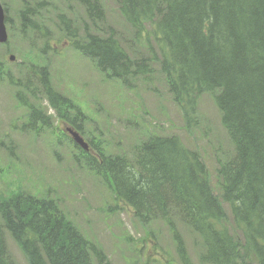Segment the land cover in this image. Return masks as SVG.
<instances>
[{"label": "trees", "instance_id": "obj_1", "mask_svg": "<svg viewBox=\"0 0 264 264\" xmlns=\"http://www.w3.org/2000/svg\"><path fill=\"white\" fill-rule=\"evenodd\" d=\"M55 1L23 2L17 11L22 39L32 46L42 39L48 49V28L55 26L65 43L121 84L153 82L157 71L168 92L186 104L187 119L210 93L233 149L229 158L217 160V190L199 153L173 136L149 135L121 156L82 152L83 163L110 183L115 199L141 224L166 228L177 262L165 264H264V0H117L132 39L106 25L101 0H59L75 12L70 5L84 10L86 20L77 12L76 24L57 11ZM100 24L104 33L97 30ZM6 25L10 29L8 15ZM148 28L160 53L151 48L152 61L142 53ZM26 74V91L35 100L42 94L59 121L80 133L75 122L83 115L52 87L47 66L32 64ZM46 124L48 118L32 107L29 125L40 130ZM184 233L200 239L195 262ZM6 235L28 264L105 262L50 198L19 191L0 200V264H12Z\"/></svg>", "mask_w": 264, "mask_h": 264}, {"label": "rangeland", "instance_id": "obj_2", "mask_svg": "<svg viewBox=\"0 0 264 264\" xmlns=\"http://www.w3.org/2000/svg\"><path fill=\"white\" fill-rule=\"evenodd\" d=\"M24 1L28 0H0L10 21L7 42L0 44V200L19 191L52 199L86 243L104 254V264H164L166 257L170 258L169 262H177L166 228L158 222L141 224L126 205L115 199L110 185L83 163L78 150L63 135V123L55 120V113L48 108L42 94L37 96L36 104L48 118L49 127H38L40 130L35 132V127L28 125L29 108L22 106L16 95L19 91L26 93L21 96L33 105L35 99L25 89L26 72L32 64L46 66L43 62L46 58H42L44 40L32 46L19 35L17 11ZM58 1L54 2L57 11L75 19L68 6ZM102 2L106 25L116 35L130 38L131 32L115 0ZM70 7L77 8L84 16L78 5ZM103 26L97 28L99 33H104ZM48 30L50 82L82 113V121L75 123L80 125L82 136L89 144V154L110 156L119 152L118 142L128 149L148 134L173 135L203 157L211 183L217 188L216 161L229 158L233 149L210 93L199 99L197 110L187 119V106L180 99H172L157 71L152 85L133 80L132 88L127 89L105 78L90 61L65 43L63 31L55 26ZM147 30L153 38L151 30ZM8 75L18 83L16 87L10 85ZM37 83L34 78L33 85ZM206 135L211 136L207 142L201 140ZM225 209L227 213L230 211L228 206ZM183 227L181 224L180 228ZM183 239L195 262L199 237L184 233ZM5 247L12 264H28L8 235Z\"/></svg>", "mask_w": 264, "mask_h": 264}, {"label": "water", "instance_id": "obj_3", "mask_svg": "<svg viewBox=\"0 0 264 264\" xmlns=\"http://www.w3.org/2000/svg\"><path fill=\"white\" fill-rule=\"evenodd\" d=\"M6 40H7V35L4 26V12L2 6L0 5V43H4ZM10 60H13V58L11 57ZM77 141L79 142L78 145L81 148L87 150V145L83 141H81L80 139H77Z\"/></svg>", "mask_w": 264, "mask_h": 264}, {"label": "bare ground", "instance_id": "obj_4", "mask_svg": "<svg viewBox=\"0 0 264 264\" xmlns=\"http://www.w3.org/2000/svg\"><path fill=\"white\" fill-rule=\"evenodd\" d=\"M81 243V242H80Z\"/></svg>", "mask_w": 264, "mask_h": 264}]
</instances>
